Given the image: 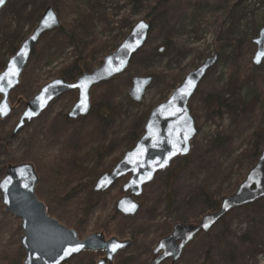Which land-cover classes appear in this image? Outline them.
Segmentation results:
<instances>
[{"label":"rangeland","instance_id":"1","mask_svg":"<svg viewBox=\"0 0 264 264\" xmlns=\"http://www.w3.org/2000/svg\"><path fill=\"white\" fill-rule=\"evenodd\" d=\"M154 1L8 0L0 15V72L4 70L11 57L8 29L10 33L21 29L24 33L29 32L30 35L37 24L33 27V17L36 15L33 12L36 10L42 14L44 2H55L61 24L77 21L75 31L77 37H84L88 42L98 38L102 43L103 41L107 43L104 50L93 56V68L100 66L103 57L118 48L139 20L148 17L156 23L152 40L133 57L128 70L116 77L121 78L122 85L117 90L119 94L117 93L116 105H113L116 115L108 126V135L91 133L82 136L78 141L76 138L72 141L74 149L86 150L89 153L87 158L85 157L87 162H83L85 172H80L82 186L76 193L77 198L72 207L73 213L75 210L81 219V230L85 229L81 235L76 230L80 239L95 232H103L106 239L116 237L120 240H132L133 244L135 242L133 234L137 236V244L134 247L142 248L141 242L151 245L153 250L158 242L155 241V237L160 230L163 231V227L172 230L177 222L191 223L187 218L196 214L201 219L206 214L201 211L206 194L209 191L217 195L221 192H229L251 161L248 153L246 154L251 144L246 138L261 125L252 119V112L254 108L256 111L260 108L264 99L259 93L261 89L255 80H259L261 87L264 88V59L260 65L252 62L256 51L254 39L264 27V0H183L184 5L177 4L171 9L173 12L167 17V22L170 23L165 25L159 20L158 14L149 7ZM53 31L50 38L37 46L38 52L33 58V70L39 78L40 88L58 78L56 77L58 70L78 55V52L75 53V48L64 44L61 38L54 37L57 30ZM158 48H167V50L163 53L157 51ZM214 54L218 56L217 63L205 76L190 101V107L196 112V116H193L198 129L191 142L192 149L188 163L189 168H194L193 173L181 169L179 166L181 158L174 159L171 166L159 172L154 181L144 188L143 194L136 197L141 204L139 212L134 217L122 215L116 211V202L124 195L122 185L128 177L120 179L103 194H96L92 190L97 179L92 182L88 170H93L103 163L108 164L114 158L112 153L99 155L97 146L103 141L108 142L113 136L115 138L118 133L124 134L134 118L145 112L150 114L154 107L170 97L174 90L167 88L163 73L180 70L184 79L189 72ZM148 56H152L151 59H148ZM136 57L140 64H134ZM239 66H242V69L247 68V77L252 78L246 79L237 90H233V80L239 76L233 75V72ZM146 69L151 71L157 69L158 74L152 75L154 79L147 88L143 100L134 102L129 96L132 78L147 76ZM215 98L218 99L217 103L214 101ZM10 100L13 106L19 102L14 110L15 115L3 120L6 121L12 134L28 100L23 101L20 98L12 100L11 96ZM76 100V91L65 94L35 120V124L26 126L14 138L10 136L9 148L0 147V170H3V176L10 164L9 161H15V158L19 157L22 151L18 149L22 147L24 139L34 131L37 124L42 122L43 125L54 124L56 129L62 132L60 140L65 139L63 134L67 131V127H64L63 118L67 116ZM211 101L212 106H210ZM94 103L96 102L92 99V104ZM68 136L69 134H66V137ZM133 146H129V149ZM59 149L60 144L50 150L56 154ZM104 172L106 171L101 174ZM2 173L0 172V175ZM38 175L37 187L41 183L40 172ZM173 177L176 181L171 192V200V197H166L162 183ZM92 191L96 196L92 201L93 205L89 207L86 199ZM20 224V218L5 211L0 193V264H7L4 257L8 256L7 251H14L21 245L23 232ZM97 228L101 229L97 230ZM207 234H210L214 247L215 264H264V199L233 210ZM198 240L199 238H196L195 241ZM132 244L116 255L114 264H125L124 260L127 256L133 257ZM193 245L194 242L186 248L187 252L177 264H205V255ZM144 251L143 248V258H146L147 254ZM85 252L76 258L82 257ZM89 252L93 253V251ZM98 252L94 257V264L104 256V252ZM151 258L152 254L149 261ZM74 259L75 257L72 260ZM132 264L138 263L135 260Z\"/></svg>","mask_w":264,"mask_h":264},{"label":"water","instance_id":"2","mask_svg":"<svg viewBox=\"0 0 264 264\" xmlns=\"http://www.w3.org/2000/svg\"><path fill=\"white\" fill-rule=\"evenodd\" d=\"M7 3L8 0H5V3L0 5V15ZM141 22L147 25L142 30L137 27ZM60 27L61 20L57 11L53 6H47L30 35L9 58L6 67L0 72V76L7 74L6 78L0 81L2 86L0 109H4V113L0 114V120L8 119L19 103L13 106L10 95L21 84L22 76L35 48L44 35ZM150 29V22L146 19L139 20L118 48L103 57L100 66L84 72L75 82L70 83L56 78L42 86L39 92L25 103V109L12 131L11 138L40 118L54 102L73 91L77 92V100L67 114L68 119L75 121L87 117L93 107V88L110 82L128 70L133 57L146 45ZM254 42L256 51L252 62L260 65L264 59V27L259 31ZM217 60L218 56L214 54L189 72L170 97L151 110L143 134L134 146L127 150L110 170L97 178L92 190L97 194H103L120 179L128 177L122 185L124 195L116 202L117 212L126 217H134L141 208L136 197L141 196L144 188L154 181L159 172L167 170L174 159L190 154L191 142L198 132L190 101ZM14 70L16 75L12 76L11 72ZM153 79L151 75L132 78L129 96L134 102L143 100ZM181 90H187L189 94L182 96ZM183 148H187V151H178ZM161 164L164 166L161 167ZM38 183L39 175L31 162L8 164L5 175L0 179V193L5 211L21 219L20 228L23 236L20 243L25 252L23 264H65L85 251L105 253V256L95 264H114L116 255L131 245V240H120L116 237L106 239L103 232H95L80 239L75 229L62 224L57 218L48 214L46 204L36 193ZM261 199H264V149L237 190L222 199L219 209L203 215L198 224L175 223L171 233L161 238L153 248L152 253L155 257L149 264H163L169 259L172 260L171 264H176L185 248L198 234L210 232L233 210L254 204ZM226 204L228 207H225ZM205 224L208 227H205ZM114 243L122 245L115 252L111 250ZM80 245L83 247L80 248ZM73 248L79 250L65 255L66 251Z\"/></svg>","mask_w":264,"mask_h":264},{"label":"trees","instance_id":"3","mask_svg":"<svg viewBox=\"0 0 264 264\" xmlns=\"http://www.w3.org/2000/svg\"><path fill=\"white\" fill-rule=\"evenodd\" d=\"M166 0H155L149 7L153 12H156L159 16V20L164 22L165 24H169L168 15L173 12L171 10L175 5L181 4L184 5L183 0H170V2H165ZM53 6L54 9L58 10L57 5L55 2H44L42 3V11L45 10L47 6ZM186 7V6H185ZM184 7V8H185ZM36 14L33 17V27L39 21L41 13L38 11L33 12ZM151 24V29L149 33V43L152 40L153 34L155 32L156 23L151 21L148 17L146 19ZM76 22L73 21L72 23H65L62 24L59 29L56 31V35L54 37H59L62 39L64 44L75 48V53L78 52V55L75 59H73L69 64H66L61 69L58 70L56 73V77L63 79L66 82H75L79 76H81L84 72L91 71L93 69V56L97 53L101 52L107 46V43H103L97 38L93 42H88V40L84 37H77L75 35L76 31ZM127 23V22H126ZM55 32V31H53ZM53 32H48L46 35L43 36L40 43L52 36ZM29 35V32L24 33L21 29H17L13 32H9L8 29V40H9V54L12 56L17 52L19 47L21 46L22 42L26 39ZM55 39V38H54ZM39 43V44H40ZM167 45V41H166ZM167 48L163 49V53H165ZM157 51L161 52V49L158 48ZM37 47L34 50L33 56L22 76L21 85L12 92L11 99L14 100L16 98H20L21 100H30L34 94L37 93L39 86V78L37 74L34 72V63L33 58L37 55ZM148 59H151L152 56H148ZM134 64H140V61L137 57L134 59ZM150 69V68H149ZM149 69L145 70V73L148 75H157L158 70L151 71ZM247 68L242 69V66H239L237 70L233 72L234 74L239 75L236 80H233V90H237L246 79L252 78L251 76L247 77ZM164 78L167 83V88L175 89L178 84L182 83L183 81V73L180 70H175L164 74ZM232 76V75H231ZM254 80V79H253ZM258 83L257 86L261 89L259 92L264 97V88L261 87V83L259 80L255 79ZM121 78H114L108 83L101 84L96 86L92 90V99L96 103H94L92 107L91 113L85 117L80 118L79 120H70L67 116H64L63 121H65L64 127H67V131L64 132L65 139L62 141L60 140V136L62 135L61 130H57L54 124H45L44 122L37 124L34 128L33 132H30L23 141V144L20 146L21 154L18 158H15V161H9V163L14 162H31L34 164L36 171L40 172L41 174V183L39 187H37V195L40 199H42L46 206L47 212L51 216H55L58 220L65 223L68 227L77 230V232L81 235L82 231L81 228V219L78 217L77 212L73 213L72 207L74 200L77 198L76 193L80 191L82 186L81 180L82 175L80 172H85L83 168L84 163L87 162V155L89 154L86 150L73 148L72 141L76 138V141L82 138V136L96 134V135H104L107 134L108 126L111 124L112 119L115 118V106L116 105V98L118 97V92L121 86ZM118 93V94H117ZM246 100V99H245ZM118 101V100H117ZM217 103L218 99H214ZM213 103L211 101L210 106ZM255 110V111H254ZM192 114L196 116V112L193 107H191ZM264 99L261 102L260 108L256 111V108L253 109L252 112V119L258 122L259 125L258 129L251 132L246 138V141L251 144V148L246 150V154L250 157L251 161L248 165V168L242 172V177L235 183L229 192H221L219 195L216 193L209 191L204 199V207L201 210L202 213H212L219 209L221 205L222 199L234 192L239 184L244 180L248 171L256 164L259 154L264 148ZM14 112L12 115H15ZM149 114L144 113L143 115H139L129 126L126 128V132L124 134H117L115 138L111 137L108 142H101L97 147L99 155L112 153L114 158L108 163L103 165H99L93 170H88L90 173V179L94 182L97 179V176L101 174L103 171H107L111 169L120 159L123 153L129 146H133L135 142L140 138L143 134V128L146 123ZM39 121V120H38ZM43 121V120H41ZM32 122L31 124H35ZM31 124H28L29 127ZM63 127V129H64ZM66 134H69L66 137ZM108 135V134H107ZM11 134L9 132V128L6 125V121L0 120V147L9 148V138ZM116 139V140H115ZM117 141V144H116ZM220 141V140H219ZM253 143V145H252ZM60 144L59 152L56 154L51 152L50 149H53L55 145ZM128 144V146H127ZM124 145V147H122ZM131 148V147H130ZM190 155V154H189ZM189 155L186 157L181 158V162L179 163L181 169L184 172L193 173L194 168H189L188 163ZM86 157V158H85ZM85 159V160H83ZM5 167V166H4ZM3 169V168H2ZM3 170H0L2 173ZM3 176V173L0 177ZM176 178H168L166 182H163L162 185L164 186L166 197L169 198L171 196V192H173V186L175 184ZM89 197H87L88 206L91 207L93 205V200L96 194L92 192L89 193ZM74 209V208H73ZM200 211V212H201ZM200 216L193 215L190 218H187L188 222H198ZM101 228H97L99 230ZM163 231L160 232L155 237V241L159 240L160 238L166 236L170 232L169 227H163ZM96 231V230H95ZM134 243L132 244L131 248H133L137 243V236H134ZM142 248L134 247V255L127 256L125 258V264H132L136 260L138 264H146L150 257H151V245L146 243H141ZM194 248H198L206 258L205 264H215L214 258V247L212 241L210 240V234H204L199 236V240L194 242ZM145 249L144 253L147 254L146 258H143L142 249ZM187 251L184 252V254ZM5 253V252H4ZM8 256H4L7 260V264H22L23 257L25 256V252L22 249L21 245L17 246L14 251H7ZM99 252H85L82 257H77L74 260H70L67 264H81L84 261V264H94L95 256ZM102 253H100L101 255ZM183 254V256H184ZM182 256V257H183Z\"/></svg>","mask_w":264,"mask_h":264},{"label":"snow or ice","instance_id":"4","mask_svg":"<svg viewBox=\"0 0 264 264\" xmlns=\"http://www.w3.org/2000/svg\"><path fill=\"white\" fill-rule=\"evenodd\" d=\"M4 3H5V0H0V5H3ZM46 23H47V22H46ZM137 27H138V29H141V30H142V29L146 28L147 25H145L143 22H141ZM22 54H23V52H22ZM11 75H12V76H15V75H16V71H15V70L12 71V72H11ZM6 76H7V74H5V76H0V81L4 80V79L6 78ZM189 86H191V82H189ZM0 90H2V86H0ZM45 91H47V90H45ZM188 94H189V92H188L187 90H181V95H182V96H186V95H188ZM3 113H4V109H0V114H3ZM26 115H27V114H26ZM178 151H187V148L178 149ZM165 163H167V162L165 161ZM160 166L163 167L164 165L161 164ZM148 178L150 179V177H148ZM132 207L134 208L135 205H133ZM225 207H228V205L226 204ZM129 210H131V209H129ZM204 226H205V227H208L207 224H205ZM121 246H122V245H120V244H118V243H114V244H112L111 250H112L113 252H115V251H116L119 247H121ZM79 247L82 248L83 245H80ZM78 250H79V248H73V249H70V250H68V251L65 252V255H70L71 252H75V251H78Z\"/></svg>","mask_w":264,"mask_h":264},{"label":"flooded vegetation","instance_id":"5","mask_svg":"<svg viewBox=\"0 0 264 264\" xmlns=\"http://www.w3.org/2000/svg\"><path fill=\"white\" fill-rule=\"evenodd\" d=\"M78 120H79V119H78ZM261 200H262V199H261ZM206 214H207V213H206ZM199 222H200V220H199L198 222H196V223L198 224ZM191 223H195V222H191ZM171 231H172V230H170V232H169L166 236H168V235L171 233ZM208 233H209V232H208ZM204 234H207V233H203V232H202V233L198 234L196 238H199L200 235H204ZM166 236H164V237H166ZM164 237H162V238H164ZM196 238H195L190 244H192L193 242H195ZM160 239H161V238H160ZM160 239H159V240H160ZM159 240H158V241H159ZM131 242H132V240H131ZM157 243H158V242H157ZM131 244H132V243H131ZM190 244H189V245H190ZM189 245H188V246H189ZM188 246H187V247H188ZM154 247H155V246H154ZM187 247H186V248H187ZM186 248H185L184 252L186 251ZM152 251H153V250H152ZM87 252H89V251H87ZM102 252H103V251H102ZM184 252H183V254H184ZM151 254H152V258H151V260H152L155 256H154V254H153L152 252H151ZM183 254H182V256H183ZM104 256H105V253H104ZM104 256H102L101 258H103ZM182 256L180 257V259L182 258ZM180 259H179V260H180ZM151 260H150V261H151ZM179 260H178V261H179ZM150 261H149V263H150ZM171 261H172V260L169 259L168 261H165V262H170V264H171ZM178 261H177V262H178ZM165 262H164V263H165ZM177 262H176V264H177ZM149 263H148V264H149ZM164 263H163V264H164Z\"/></svg>","mask_w":264,"mask_h":264}]
</instances>
